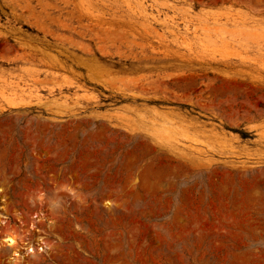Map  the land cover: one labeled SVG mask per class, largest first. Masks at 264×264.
<instances>
[{
	"label": "rangeland",
	"instance_id": "374dc122",
	"mask_svg": "<svg viewBox=\"0 0 264 264\" xmlns=\"http://www.w3.org/2000/svg\"><path fill=\"white\" fill-rule=\"evenodd\" d=\"M11 98L0 210L47 248L0 264H264V0H0Z\"/></svg>",
	"mask_w": 264,
	"mask_h": 264
},
{
	"label": "built area",
	"instance_id": "2783aa9c",
	"mask_svg": "<svg viewBox=\"0 0 264 264\" xmlns=\"http://www.w3.org/2000/svg\"><path fill=\"white\" fill-rule=\"evenodd\" d=\"M43 199L38 204V210L34 212L36 218L40 216L41 219H45L47 216V192L45 190L39 192ZM33 226V225H32ZM31 226V227H32ZM7 233H12L17 239L15 245H13L14 249H17V254L14 255V262L25 260L30 257H33L39 251H44L46 249V242L41 237L42 243H39L37 246L32 244L30 241L32 238L30 236L29 230L25 227V221L22 220V217H19V223H16L10 216L5 217L1 220L0 223V249L7 248L3 242V237ZM42 248H44L42 250ZM9 249V248H7Z\"/></svg>",
	"mask_w": 264,
	"mask_h": 264
},
{
	"label": "bare ground",
	"instance_id": "6f19581e",
	"mask_svg": "<svg viewBox=\"0 0 264 264\" xmlns=\"http://www.w3.org/2000/svg\"><path fill=\"white\" fill-rule=\"evenodd\" d=\"M143 1V0H142ZM137 4V3H136ZM141 6V5H140ZM144 8V7H143ZM140 9V8H139ZM145 9L146 8H144V11H145ZM156 16V15H155ZM159 18V17H158ZM151 19V18H150ZM157 19V18H156ZM164 20V19H163ZM150 21V20H149ZM167 21V20H166ZM166 21H165V23H166ZM161 22V21H160ZM164 23V24H165ZM168 28H170V27H168ZM13 98H14V96H13ZM12 99V98H11ZM19 99V98H18ZM18 99H12L11 101H10V105L7 107V108H0V114L2 113V112H4L6 109H9V108H14V109H19V108H24V107H28V106H30L31 105V102L28 100H26V101H23V100H18ZM41 100H43V99H41ZM45 100V99H44ZM39 103V102H38ZM49 104V103H48ZM51 105H53V104H51ZM3 106V105H2ZM1 106V107H2ZM58 111V110H57ZM158 112V115H161V117H162V121H161V125L159 126V127H155V129H152V133L156 136V137H158L159 139H167V140H170V138L172 137L167 131H165V129H164V124H166V115L163 113V111H157ZM62 113V112H61ZM117 114H119V113H117ZM121 115V114H120ZM126 122H128V121H126ZM176 130H177V128H175ZM149 131V130H148ZM150 132V133H151ZM168 133V134H167ZM235 134V133H234ZM157 138V139H158ZM107 203H109L110 204V201H107ZM1 208H4V206H1ZM8 216V215H7ZM0 217H6V215L4 214V212L3 211H1L0 210ZM39 238H41V237H39ZM3 242H4V244H5V247H7V248H9V250H11V258L12 259H15L14 257V255H16L17 254V249H14V247H13V245H15V243L17 242V239H16V237L14 236V234H12V233H7L4 237H3ZM46 248H47V245H46ZM49 248V247H48ZM42 250H43V248H42Z\"/></svg>",
	"mask_w": 264,
	"mask_h": 264
},
{
	"label": "clouds",
	"instance_id": "9594fccd",
	"mask_svg": "<svg viewBox=\"0 0 264 264\" xmlns=\"http://www.w3.org/2000/svg\"><path fill=\"white\" fill-rule=\"evenodd\" d=\"M27 198H28L29 203L33 204V205L40 203L41 200L43 199L41 194L38 192L34 193L32 195H29ZM47 204H48L49 211L59 209V207L61 205V199L59 196H57L55 194L53 196H48L47 197Z\"/></svg>",
	"mask_w": 264,
	"mask_h": 264
}]
</instances>
